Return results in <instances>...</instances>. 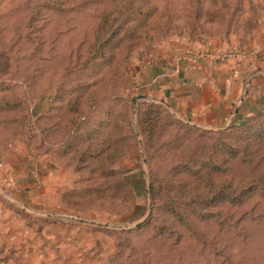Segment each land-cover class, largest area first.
Here are the masks:
<instances>
[{"label": "rangeland", "instance_id": "1", "mask_svg": "<svg viewBox=\"0 0 264 264\" xmlns=\"http://www.w3.org/2000/svg\"><path fill=\"white\" fill-rule=\"evenodd\" d=\"M259 38L264 0H0V264H264V107L204 129L137 90Z\"/></svg>", "mask_w": 264, "mask_h": 264}, {"label": "crops", "instance_id": "2", "mask_svg": "<svg viewBox=\"0 0 264 264\" xmlns=\"http://www.w3.org/2000/svg\"><path fill=\"white\" fill-rule=\"evenodd\" d=\"M158 59L147 69L146 86L137 90L167 102L182 119L200 128H222L232 116L234 122L264 107V39L255 40L233 59H219L213 53L198 58L187 50L167 52ZM9 157L0 158L4 181L15 174L16 162Z\"/></svg>", "mask_w": 264, "mask_h": 264}, {"label": "built area", "instance_id": "3", "mask_svg": "<svg viewBox=\"0 0 264 264\" xmlns=\"http://www.w3.org/2000/svg\"><path fill=\"white\" fill-rule=\"evenodd\" d=\"M240 53H232V54H224V55H219V56H216L218 57L219 59H233V58H236ZM208 54H201L198 56V58H205L207 57Z\"/></svg>", "mask_w": 264, "mask_h": 264}, {"label": "trees", "instance_id": "4", "mask_svg": "<svg viewBox=\"0 0 264 264\" xmlns=\"http://www.w3.org/2000/svg\"><path fill=\"white\" fill-rule=\"evenodd\" d=\"M261 110H262V109H261ZM258 112H260V110H259ZM258 112H257V113H258ZM257 113H256V114H257ZM253 116H255V115L253 114V115L250 116V117H247V118H241L240 120H236V121H234V123L232 124L231 127H233V126H235V125H238V124H240V123H242V122H244V121H246V120L252 118Z\"/></svg>", "mask_w": 264, "mask_h": 264}, {"label": "water", "instance_id": "5", "mask_svg": "<svg viewBox=\"0 0 264 264\" xmlns=\"http://www.w3.org/2000/svg\"><path fill=\"white\" fill-rule=\"evenodd\" d=\"M154 102H155V100H153ZM162 104H163V102L162 101H160ZM159 102V103H160ZM233 118H234V116H232V118L227 122V124H226V126L225 127H228L231 123H232V121H233ZM194 124V123H193ZM194 125H197V124H194ZM224 127H222V128H219V129H216V130H221V129H223Z\"/></svg>", "mask_w": 264, "mask_h": 264}]
</instances>
